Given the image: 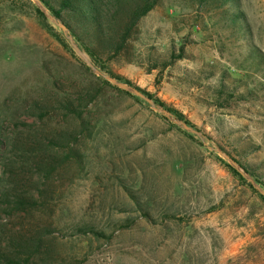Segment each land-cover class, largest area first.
Returning <instances> with one entry per match:
<instances>
[{"label":"rangeland","instance_id":"1","mask_svg":"<svg viewBox=\"0 0 264 264\" xmlns=\"http://www.w3.org/2000/svg\"><path fill=\"white\" fill-rule=\"evenodd\" d=\"M238 1L250 31L246 42L264 55V0ZM29 2L0 4V124L8 136H20L21 148L34 147L35 139L49 146L54 140L49 155L55 168L40 185L38 208L10 216L0 211L4 239L47 230L46 255L30 264H264V204L214 151L250 148L243 162L264 183V61L245 62L242 41L217 15L222 10L161 0L142 19L138 42L161 53L182 46L186 54L159 84L156 72L140 66L111 67L181 112L202 141L144 100L101 85L67 39L76 59L37 22ZM183 70L215 76L192 83ZM223 72L247 98L219 108L208 87ZM64 97L85 105L92 126L80 131L59 110ZM40 106L48 113L41 120ZM62 131L76 134L70 143L76 155H68L57 137ZM84 225L111 237L82 234Z\"/></svg>","mask_w":264,"mask_h":264},{"label":"trees","instance_id":"2","mask_svg":"<svg viewBox=\"0 0 264 264\" xmlns=\"http://www.w3.org/2000/svg\"><path fill=\"white\" fill-rule=\"evenodd\" d=\"M39 1L66 28L68 35L73 39L80 51L89 58L91 64L100 73H104L106 76L120 83L134 87L128 80L114 74L111 69L114 63L125 62L140 66L146 74L156 72V84H159L164 72L173 69L177 61L186 57L182 46L178 48L171 46L169 52L161 53L152 46H145L138 42L141 38V32L138 30L140 22L160 4L161 0ZM190 1L195 3L197 7L205 10H222L217 15L224 21V25L233 32L232 36H238L242 41L241 47H244L247 52L244 54L245 62L249 66H252L253 60H257L259 64L264 61V55L254 45L247 44L246 42L245 37L249 36L250 31L243 14L239 10L238 0ZM2 3L28 4L30 2L29 0H4L0 1V4ZM32 10L37 22L55 38L72 58L76 59L62 31L60 34L54 32V28L36 6H33ZM241 65H245L243 61ZM85 69L89 71L88 68L85 67ZM226 73L223 72L217 79V82L211 84V88L208 87L212 94V103L219 108H222L230 100H243L247 98L236 92V88L231 85L232 83H236L237 80H229ZM183 75L185 80L189 79L192 83H195L196 79L201 81L209 80L215 76L213 72L194 74L188 70H183ZM96 79L101 85L110 86L120 93L135 97L111 85L104 78L97 77ZM134 88L152 100L156 106L166 110L177 120L195 129L181 112L168 106L150 93L137 87ZM247 93L251 95V91ZM58 107L67 118H71L78 123L80 131H84L92 126L90 120H87L84 116L85 112L83 108L85 105L82 106V103H76L74 100L64 97L59 102ZM37 110L39 111L40 120L47 117L48 113L45 107L40 106ZM5 132V127L0 124V211L10 216L14 213L27 212L40 206V185H45L55 168L53 157L49 155L51 146L55 142L54 140H50L49 143H52V145L49 146L35 139L34 147L25 149L19 145L20 136L12 134L10 137ZM186 135L192 137L190 134L186 133ZM57 137L67 143L66 147L69 149L68 155H76V152L70 145V143L76 141V134L62 131ZM70 139L71 142L69 141ZM57 140L55 138V141ZM219 150L237 163L258 185L264 188V183L260 180L261 177L257 172L247 162H243V158L250 154V148L246 149L237 145V147L232 148L229 152L219 146ZM227 168L240 182L246 184L256 194L254 188L238 172L229 165H227ZM24 176L28 177V184H25L26 179ZM27 185L35 189L39 196L27 189ZM258 196L264 204V197L260 194ZM142 215L147 220H150L146 210H142ZM44 231L47 232V230H43V233ZM78 231L85 235L91 233L98 238L111 237V233L106 234L103 230H95L94 227L87 225L78 228ZM43 233L38 232L31 235H23L17 232L4 239L0 232V264H30L37 258L44 259L43 257L46 254H42L41 251L43 248Z\"/></svg>","mask_w":264,"mask_h":264},{"label":"water","instance_id":"3","mask_svg":"<svg viewBox=\"0 0 264 264\" xmlns=\"http://www.w3.org/2000/svg\"><path fill=\"white\" fill-rule=\"evenodd\" d=\"M0 1H4V0H0ZM32 1L36 5V7L41 11V13L44 15V17L51 24H53L54 26H56L57 28H59L62 31L64 37L67 39V41L69 42V44L72 47V49L74 50V52L78 56H80L83 60H85L86 64L89 66L90 70L94 74L104 78L106 81H108L111 85L115 86L116 88H118L120 90H123V91H125V92H127V93H129V94H131V95H133L135 97H137V98H140V99L144 100L145 102H147L149 104V106L151 107L152 110L160 113L165 118L171 120L176 125L181 127L185 132L197 136L202 141L204 140L203 136L198 131H196L192 127L187 126L184 122H182L180 120H177L174 116H172L166 110L156 106L155 103L152 100H150L148 97L143 95L140 91H138L134 87H132L130 85H127V84L120 83V82L116 81L115 79H113L111 77L102 75L90 62H88L86 60V58L84 57L83 53L80 51V49L74 43L73 39L68 35V32H67L66 28L48 12V10L44 7V5L39 0H32ZM214 151L217 152L219 155H221L224 159H226L228 161V163L230 164V166L236 172H238L254 188V190H256L261 196L264 197V191L259 188L257 183L252 179V177H250L245 171H243L237 165V163H235L227 155L222 153L219 149H214Z\"/></svg>","mask_w":264,"mask_h":264}]
</instances>
